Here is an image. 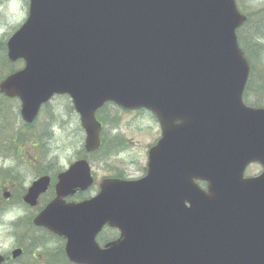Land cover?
Masks as SVG:
<instances>
[{
  "label": "water",
  "instance_id": "water-1",
  "mask_svg": "<svg viewBox=\"0 0 264 264\" xmlns=\"http://www.w3.org/2000/svg\"><path fill=\"white\" fill-rule=\"evenodd\" d=\"M246 21L236 0H29L7 41L9 60L24 66L0 82L26 123L68 95L88 152L101 146L96 114L107 102L149 110L161 127L140 179L106 178L76 203L65 198L94 183L88 160L58 175L34 224L65 237L71 261L153 264L141 243L156 241L141 236L168 234L172 264H264V107L244 102L251 64L237 31ZM253 163L262 171L245 177ZM50 181L35 180L25 202L36 206ZM105 224L123 239L103 249Z\"/></svg>",
  "mask_w": 264,
  "mask_h": 264
},
{
  "label": "rangeland",
  "instance_id": "rangeland-1",
  "mask_svg": "<svg viewBox=\"0 0 264 264\" xmlns=\"http://www.w3.org/2000/svg\"><path fill=\"white\" fill-rule=\"evenodd\" d=\"M236 1L244 14H254L247 27L241 30L247 41L249 37L256 43L255 46L249 44L255 72L253 90L251 87L245 99L252 106L264 107L263 86L254 83L264 82V0ZM28 10L29 0H0V40L7 43L25 22ZM3 52L0 50V59ZM16 63L18 69L23 66L22 62ZM260 86L263 93L258 90ZM20 106L18 99H7L0 94V254L7 257L5 264H58L62 261L59 249L64 241L32 224V218L44 202L30 207L22 201L32 181L44 174L56 176L81 158L89 160L97 179L95 186L83 193L85 198L95 195L99 182L106 177L138 178L147 164L149 147L161 136V128L148 110H126L108 105L98 115L108 149L89 154L84 149L85 133L69 97H54L32 124L23 121ZM260 171L261 165L253 164L247 174ZM9 191L12 194L5 199L4 194ZM51 193L49 190L45 195L47 199ZM18 246L25 249V254L13 260L11 252ZM52 256L58 259L52 260Z\"/></svg>",
  "mask_w": 264,
  "mask_h": 264
},
{
  "label": "flooded vegetation",
  "instance_id": "flooded-vegetation-1",
  "mask_svg": "<svg viewBox=\"0 0 264 264\" xmlns=\"http://www.w3.org/2000/svg\"><path fill=\"white\" fill-rule=\"evenodd\" d=\"M251 165H253V164H251ZM251 165H249V166H251ZM249 166L247 167V169L245 171V177H252V176H255V175H257V174L260 173L259 172V173L254 174V175H248L247 174V171H248ZM60 173H57L56 176H51L50 174L49 175L48 174H44V175H41V176H38L37 177V178H39V177L48 175L51 178L50 185H49L47 191H45L44 193H42L39 196V198H38V203H37L36 206H38V205L40 206L42 204V202H44L43 206L40 208L39 211H41L57 195V192H56V184L58 182V175ZM147 173H148V168H147V164H146V166L144 168V171H143V175H141L138 178L144 177ZM110 177H117V178L119 177V178H125V179H138V178L126 177L124 175L110 176ZM36 179H34V180H36ZM96 180L97 179L95 177L94 186L96 184ZM196 182H197V184L202 189H204V190H207L208 189V182L207 181H204V180H196ZM99 184H100V182H99ZM94 186H92L91 188H93ZM90 189H88V190H90ZM49 190H52V193H51V196L48 197V199H47V197L45 195L49 192ZM88 190H85V191L77 190V192L75 194H73L72 196H68L66 198V201L67 202H71V201H73V202H79L81 200L87 199V198L84 197L83 193H85ZM27 191H28V189H27ZM27 191H26V193H27ZM26 193H24V195L22 196V201H23L24 204L30 205V204L26 203L25 200H24V196H25ZM10 194H12L10 191L9 192H6L4 194L5 199H9ZM186 205L188 207L190 205L189 202H186ZM36 206H34V207H36ZM39 211H38V213H39ZM157 219L164 220L163 218H157ZM35 228L41 229L43 231H47L46 229H44L42 227H36L35 226ZM56 237L59 238L60 240H63L64 241V242H62V248L59 249L60 258H61L62 261H59L58 264H61L63 261L66 262V263H68V264H78V263H75V262L71 261L67 257V255H66V252H65L66 239L64 237L57 236V235H56ZM141 238H143V239L150 238V239H153L154 241H156L155 243H146V242H142L141 243L142 244L141 245L142 247L150 248L151 253H152L151 262L153 264H172L174 245H173V243L169 242V239L171 238L170 235H168V234H155V235H151V236H149V235H142ZM122 239H123V237H122V231H121L120 228L115 227V226H111L109 224H105L104 227L102 228V230L98 233L97 238H96V241H97V243L99 244V246L101 248L106 249V248L109 247V245L111 243L116 242V241H121ZM157 241H159L160 243H157ZM19 247H21V246H18V248ZM21 249L23 251H22V255L19 258L23 257L24 254H25V249L23 247H21ZM158 249H160L162 251L160 254H158L156 252ZM168 254L170 255L169 257H168ZM5 258H6V260H5L4 264L8 260L7 257H5ZM19 258H17V259H19ZM11 259L16 260V259H14L12 257V252H11ZM56 259H58V258H55L54 256H52V260H56ZM182 260H184V258ZM173 264H181V263L175 262Z\"/></svg>",
  "mask_w": 264,
  "mask_h": 264
},
{
  "label": "trees",
  "instance_id": "trees-1",
  "mask_svg": "<svg viewBox=\"0 0 264 264\" xmlns=\"http://www.w3.org/2000/svg\"><path fill=\"white\" fill-rule=\"evenodd\" d=\"M253 15H254L253 13L249 14L247 16L248 18H247L246 23L238 30V38H239L240 45H241L242 49L244 50L247 58H249V60L251 62V65H252L251 76H250L249 82L247 84L246 92H245V98L246 99H247V97H248V95H249V93L251 91V87H252V90H253V84L252 83H253V76H254V72H255L254 71V65L252 64V61H251V58H250L251 56H250V50H249V46L250 45L249 44L255 46L256 43L254 41H251L249 37H247L248 38V41H247L244 38L245 35L241 33V30L243 28L247 27V25L250 23V19H251V17ZM257 47L260 48V46L258 44H257ZM0 50L4 51L3 52L4 56L1 57V59H0V81H1V79H3L7 74L12 73V72H14V71H16L18 69L17 68L18 67L17 66L18 63H13V62H11L8 59V57L6 55V52H7V50H6V41L0 40ZM254 83H257V84L261 83L262 86H263V89H264V82H262L261 80H258V82L255 81ZM258 90L263 93V91L261 90V86L258 88ZM106 106L102 110H100L98 112V115L106 108ZM72 109H74L73 105H72ZM106 140H107V137L102 136V146H101V149L99 151H105V150L108 149V146L106 145V142H107ZM118 145H122V144H118Z\"/></svg>",
  "mask_w": 264,
  "mask_h": 264
}]
</instances>
